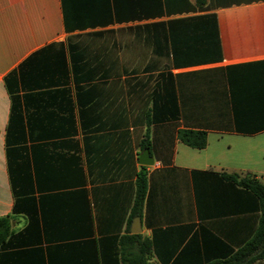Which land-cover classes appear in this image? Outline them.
I'll return each mask as SVG.
<instances>
[{"label":"crops","instance_id":"crops-1","mask_svg":"<svg viewBox=\"0 0 264 264\" xmlns=\"http://www.w3.org/2000/svg\"><path fill=\"white\" fill-rule=\"evenodd\" d=\"M223 173L264 180V0H0V264H119L135 218L150 264L227 259L260 212Z\"/></svg>","mask_w":264,"mask_h":264},{"label":"trees","instance_id":"trees-1","mask_svg":"<svg viewBox=\"0 0 264 264\" xmlns=\"http://www.w3.org/2000/svg\"><path fill=\"white\" fill-rule=\"evenodd\" d=\"M197 9H203L206 0H194ZM154 26L163 27V24ZM164 43H166V38ZM161 119V118H159ZM156 116L152 121L159 120ZM178 119V114L174 116ZM178 140L192 149L201 150L206 144V135L204 132L192 130H180L177 133ZM144 146L148 143L144 141ZM222 178L232 182L252 194L258 203L260 219L257 229L253 236L240 248H238L230 257L224 260H218L209 264H257L264 260V180L256 179L255 176L245 174H227L223 173ZM239 179V180H238ZM146 174L144 171L137 175L136 191L131 210V216H140L143 201L146 194ZM11 234L10 222L8 217H0V250L4 248ZM119 264H150L151 244L148 240L139 235H125L119 238Z\"/></svg>","mask_w":264,"mask_h":264},{"label":"water","instance_id":"water-1","mask_svg":"<svg viewBox=\"0 0 264 264\" xmlns=\"http://www.w3.org/2000/svg\"><path fill=\"white\" fill-rule=\"evenodd\" d=\"M139 160L141 161V165L149 166L151 165V161H149L148 152L144 151V153L140 156ZM140 232V225H139V219L135 218L132 222L131 227V234L135 235Z\"/></svg>","mask_w":264,"mask_h":264}]
</instances>
